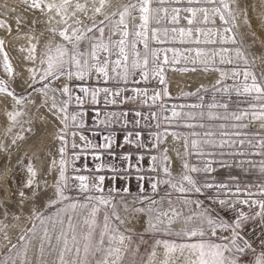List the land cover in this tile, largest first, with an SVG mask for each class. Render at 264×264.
<instances>
[{
    "label": "snow or ice",
    "instance_id": "1",
    "mask_svg": "<svg viewBox=\"0 0 264 264\" xmlns=\"http://www.w3.org/2000/svg\"><path fill=\"white\" fill-rule=\"evenodd\" d=\"M247 2L0 3V29L4 30L0 35L4 135L13 133L17 125L20 128L11 135L9 143L0 139V249L5 250L0 264H154L158 248L164 257L160 264H244L249 253L254 257L250 264H264V239L260 241L262 250L257 253L253 243L242 235L250 223L264 232V199L254 198L264 196V181L242 187L210 178L215 172L214 163L228 166L225 159H212L216 156L231 157L232 166L246 172L258 170L264 177V159L257 163L249 158L264 157V70H256L257 61L264 62V40L258 41L255 30L248 31L253 17L249 15L251 5L245 7ZM258 5L264 20V0H258ZM10 20L16 26L17 39L21 38V28H27L23 33L27 47L19 48L25 54L20 72L14 71L6 51L13 31ZM241 28L238 38L237 30ZM246 39L251 41L249 48L259 42L262 51L247 52L243 47ZM168 69L207 74L215 82L181 92L184 97H195L197 103L168 107L164 102L165 97L172 95ZM16 79L20 81V91L13 87ZM93 79L105 86H93ZM228 79L233 83H225ZM141 81L146 82L145 87L138 86ZM129 83L137 86L129 89ZM129 91L132 95H127ZM209 93L210 102L206 103L205 95ZM101 98L105 105L132 101L171 113L158 115L152 111L145 115L135 111L129 121V112H113L100 120L103 125L123 118L125 125L138 126L144 119L149 122L148 127L152 120L161 121L156 129L167 121L177 128L204 131L183 134L164 127L162 132H150L149 141L142 138L141 132H129L123 138L125 143L157 152L151 156L153 175L140 174L143 154L137 155L133 163L131 153L115 151L123 145L117 144L111 134L103 136V143H93L83 134V105L86 100L97 105ZM73 104L81 110L70 111ZM32 108L37 112L46 110V115H37V123L45 128L48 123L53 126L49 133L51 143L43 145L47 151L40 155L26 147L30 138L40 140L39 129L31 119H20L28 116ZM93 111L99 113L98 108ZM24 123L29 127L25 129ZM250 128L257 130L248 131ZM169 135L183 140V156L180 149L169 147ZM77 138L81 143H77ZM226 146L236 150L225 152ZM170 151L181 158V170L175 175ZM14 153L20 154L15 163L11 159ZM85 154L96 162L92 167L87 163L76 167L75 162ZM193 155L199 164L190 161ZM106 157L118 163H108ZM132 169H136L135 194L131 181L124 180L133 175ZM85 171L88 174H82ZM201 174L206 177L203 181ZM230 179L235 181L237 177ZM252 187L257 191H252ZM222 193L225 198H221ZM244 194L246 198H241ZM190 205H195L196 210H188ZM238 205L254 210L246 212ZM44 207H55L56 212L46 215ZM217 208L234 214L225 219ZM102 210L101 222L98 215ZM22 217V234L13 242L8 230L11 227L15 231L20 224L10 222H20ZM37 221L42 234L37 232ZM137 223L141 232L134 233ZM33 240L38 241V247L30 257ZM142 245L146 246L143 255L139 252ZM134 256H139V260L130 259Z\"/></svg>",
    "mask_w": 264,
    "mask_h": 264
},
{
    "label": "rangeland",
    "instance_id": "2",
    "mask_svg": "<svg viewBox=\"0 0 264 264\" xmlns=\"http://www.w3.org/2000/svg\"><path fill=\"white\" fill-rule=\"evenodd\" d=\"M2 2H3V0H0V3H2ZM7 2L9 3V5L18 4V0H7ZM248 5H251V7L249 9V15L253 17L252 27L250 29H248V31L251 32L252 30H255L257 37H258V41L264 40V31H262V29H264V20H261V11H260V8L258 5V0H248L245 7H248ZM37 15H38V13H37ZM10 23H12L11 20H10ZM12 28H13V31H12L11 35L8 37V40L10 41V43H8L6 51H8L9 58L12 62L14 71L20 72L21 71V62L23 61V57L25 54L21 53L19 51V48L22 46L27 47V39L23 36V33L27 31V28H24V27L21 28V32H20L21 38H19V39L16 38L17 32H16V26L14 23H12ZM242 31H243L242 28L237 30L238 38H239L240 32H242ZM3 33H4V30L0 29V35H3ZM250 42H251L250 39L245 40L244 45H243L245 50L249 53H252V54H259L262 51V48H261V45L259 44V42L256 44L255 47L249 48ZM166 46H171V45H166ZM177 46H180L181 48L184 47V46L179 45L178 43H177ZM232 47H234V46H232ZM180 66H183V65H178L177 67H180ZM240 66L243 67V64L241 63ZM256 70L257 71L264 70V62L257 61ZM0 73H2V69H0ZM24 74L26 75V72ZM166 75H167V78L169 80V90L172 93L171 97H165L164 98V102L166 103V105L168 107H171L173 105L197 103L198 101L196 100L195 97H184L181 95V92L195 90V88H197L200 84H204L207 87L210 84L215 82V79L213 78V76H209L207 74H202V73H183V72H179V71H174L172 69H168V70H166ZM136 79L139 80V77L137 76ZM241 79H242V77H241ZM225 83L232 84L233 81L231 79H228L227 81H225ZM19 84H20L19 79H16L15 82L13 83V87H15L17 91H20ZM91 84L93 86H99V87L105 86L102 82L98 83L95 79H93L91 81ZM136 86L137 85L129 83L127 87L129 89H131L132 87H136ZM138 86L145 87L146 82L141 81ZM149 91L151 93V88L149 89ZM201 94H204V93H201ZM0 95H2V94H0ZM102 95L103 94H101V97H102ZM127 95H132L131 91H129L127 93ZM210 98H211V94L210 93L206 94L205 95V102L206 103L210 102ZM36 100H37V102H39L40 97L37 96ZM149 104H151V101H149ZM97 108L99 109L98 114L93 111V109H97ZM79 110H81L80 107L75 105V104L70 106V111H79ZM82 110L85 113V115L83 117L85 128L82 131H83V134L85 136H87L90 141H92L93 143H103V136L111 134L117 144L123 145V147L115 148V151L117 153H131L133 163H135L137 155H140V154L144 155V159L140 161V166H141V173L140 174L153 175V173L151 172V167L153 164V162L151 160V156L156 155L157 152L155 149H152L150 147L144 148V149H137V147L134 143L133 144L125 143L123 138L129 132H132V133L141 132L142 138L145 141H149V133L150 132H154V131H161L162 132L164 127H168L169 132L175 130V131L181 132L183 134H187L193 130L197 131V132L204 131L203 129H200V128H196V129H188L185 127L177 128L175 126V124L169 125L167 121H163L162 127L160 129H156L155 125L158 122H161V121H157V120H152L150 122L151 127L147 126L149 122L147 120H144V119H141L140 125H138V126L133 125L132 123H128L125 125L123 123V118H121L119 121L114 120L110 125H103L100 123V120L106 118V114L113 113V112H115V113L129 112L130 114L127 118L129 121H131L133 119V115L131 113H134L135 111H141L145 115H147L148 113H150L152 111H156L158 115H170L171 114L170 112L161 113L158 107H156V106L149 107L148 104H140L139 102L128 101L125 103H117L115 105H113V104L105 105L103 102V99L101 98L99 104L91 105L90 101L86 100V103L83 105ZM177 110L179 111V108ZM220 111H222V110H220ZM38 114H45L46 115V110L41 108V109H39V112H37V110L35 108H32L29 110L28 116H24L20 119L22 122L31 119L33 121V123L36 124L37 129H39L40 140L37 141L35 137H32L28 140L26 147L30 150V152L36 151L37 155H40L41 151H47V149L44 148L43 145L45 143H51V138L49 136V133H51L53 131V126L51 123H48V125L45 128L42 125H40L39 123H37V115ZM205 123H212L215 125H219L220 123H226V122L225 121H211V122L205 121ZM5 125H6V117L4 114V106L0 105V139L4 140L5 143L7 144L10 142L11 135L14 134L16 131H19L20 128H19V125H17V127L13 129V133H10L8 136H5L4 135ZM28 127H29V125L27 123H24V128L26 129ZM214 130H218V129H214ZM226 130L232 131V129H226ZM255 130H257V129L256 128L248 129V131H255ZM46 137H47V139H45ZM233 139H235V137H233ZM168 140L170 142L169 147L174 148V149H180L181 155L183 156L184 155L183 147H182L183 140L182 139L181 140H174L170 135L168 136ZM77 143L78 144L81 143L78 138H77ZM37 145H39V147H37ZM209 150L219 152L221 149H209ZM235 150H236L235 148H230L227 146L223 149V151H225V152H231V151H235ZM247 150L253 151L252 149H247ZM169 155L172 157V160H173L172 172L175 175L176 173H178L181 170V168H180L181 158L176 157L174 155V152H172V151L169 152ZM19 157H20L19 153H14L12 158H11L12 162L15 163V161ZM249 158L256 161L257 163L260 160L264 159V157H261V156H252ZM105 159L107 160L108 163H118V161H114L111 158L106 157ZM189 159L192 163H196V164L200 163L198 158L194 155L189 157ZM212 159H214V160L225 159L227 161V165H228L225 167H221L218 163L213 164V167L215 168V172L210 174V178L217 183L223 182V183H228V184L233 185V186L236 183H239L242 187H244L247 185H256V184L264 181V177H261V174L259 173L258 170L246 172L241 168L232 166V158L231 157L226 156V157L221 158L219 156H216V157H213ZM238 159H239V157H238ZM245 159H248V158H245ZM0 162H2V161H0ZM95 162L96 161L93 160L91 155L85 154L82 157V159L79 161H76L75 164H76V167H78V168L80 167V165L82 163H87L89 165V167H92V165ZM36 163L39 166L41 161L38 160V161H36ZM131 172L133 175L124 177V180H125V182H128L129 180L131 181L132 193L135 194L137 191V189H136L137 181L135 179L136 169H132ZM82 174H88V173L85 171ZM104 174H110V173H104ZM232 176L237 177V180H235V181L231 180L230 177H232ZM205 178L206 177H204L203 174H201V180L203 181V179H205ZM49 179H51V178H49ZM108 186H109L108 181H106L105 187L107 188ZM252 191L256 192L257 189L255 187H252ZM149 193H150V188H149ZM176 195L177 194L174 193L173 198H175ZM197 195H200L201 198H203V196L201 194H197ZM128 198L131 199L130 196ZM193 198H195V197H193ZM221 198H225L223 193L221 194ZM241 198H246V194L242 195ZM254 198L255 199H264V196L257 195ZM238 207L242 208L246 212H252L254 210V209L249 208L247 205H238ZM188 210H196L195 205H190ZM43 211L46 215H53L56 212V208L53 207V208L49 209L47 207H44ZM216 211L218 212L220 217H223L225 219L230 218L234 214L233 212H230L227 209L217 208ZM98 220L102 222L103 210L99 213ZM10 223L11 224H16V223L20 224V228H17L15 231H13L11 229V227L8 230L9 235L12 236L13 242H16L17 235L22 234L21 229L24 228L25 221H24V218L22 217L20 222L11 221ZM36 223H37V232L39 234H42V233H40V227L41 226H40L39 221H37ZM27 226L31 227V224H28ZM127 227L133 228V225L128 224ZM133 232L134 233L135 232H141V229L139 227V223H137V225L133 228ZM2 235L3 234L0 233V238H2ZM242 235L244 236L245 239H248L250 243H253V247L257 253L262 250L260 241L262 239H264V232H262L259 227H257L255 224L250 223L243 230ZM134 239H135V236H134ZM32 244L34 245V247H32L30 252H29L30 257L36 251V247H38V241L33 240ZM145 247L146 246H144V245H142L140 247L139 252L141 255L144 254ZM4 251H5L4 249H0V256L3 255ZM149 251H150V249H149ZM163 258H164L163 257V250L158 248L157 249V258L154 261V264H160V261L163 260ZM130 259L138 261L139 256H134V257H131ZM253 259H254V257L251 255V253H249L244 258V264H250V262Z\"/></svg>",
    "mask_w": 264,
    "mask_h": 264
}]
</instances>
